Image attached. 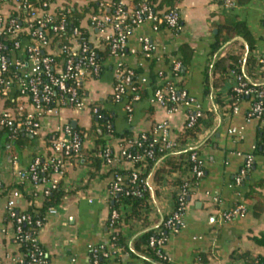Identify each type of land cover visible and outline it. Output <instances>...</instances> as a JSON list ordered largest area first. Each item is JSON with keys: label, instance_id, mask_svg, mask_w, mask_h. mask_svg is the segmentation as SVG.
<instances>
[{"label": "built area", "instance_id": "obj_1", "mask_svg": "<svg viewBox=\"0 0 264 264\" xmlns=\"http://www.w3.org/2000/svg\"><path fill=\"white\" fill-rule=\"evenodd\" d=\"M85 0L83 5L92 10L87 16L86 28L75 27L67 34L68 13L73 6L71 0H0V140L7 147H12L20 136L29 138L46 137L51 155L46 160L35 158L28 168H22L16 155L10 154V164L20 181L30 180L38 183L43 179L40 173L52 172L63 177L67 163L77 156L83 148V140L70 124H64L56 130L44 133L48 121L63 109H76L98 114L102 107L89 95V83L96 81L102 74L103 63L99 59L98 50L108 48L109 55L122 59L114 71V85L110 93V101L124 103L125 109L132 112L135 103L141 100L140 90L149 79L138 74L136 70L123 62L129 54L140 53L151 59L156 47L147 36L139 38L140 48L129 47V32L140 27L144 22L152 23L154 31L168 28L173 31L181 29V12L179 8H171L161 12H153L144 3L137 7L128 0H99L98 10L93 11L91 2ZM78 3H80L78 1ZM80 3V4H81ZM231 6V2H226ZM5 6L7 7L4 10ZM112 10V11H111ZM227 47H222L211 59L213 64L223 56ZM181 62L173 59L167 73L160 71L158 76L162 86L152 93L151 102L163 108L168 114L184 110L183 130L196 126L204 116V106L184 88L177 87L181 75ZM258 71H264V54L258 58ZM231 90L240 98L251 100L247 112V120L258 122L261 132V147L264 153V82L249 77L245 64L241 71L231 72ZM237 107H234V112ZM107 128H110L107 125ZM182 133V132H181ZM229 133L239 135L236 128ZM111 136V134H109ZM240 136V135H239ZM150 142L145 146L144 142ZM189 138L180 143L175 138L168 121L156 123L149 131L121 140L120 151L114 154L109 146L94 152V156L102 159L103 165L111 172L112 179L108 187V201L117 195L141 196L146 189L150 190L152 203V176L161 165L166 155H175L180 150L188 151L190 169L180 188L177 199L173 198V207L163 218L161 224L154 227L156 235L149 240L148 246L155 250L156 264H171L163 247L171 236L181 233L187 227L185 217L189 199L199 187L205 176V159L200 149ZM136 149L132 152L131 149ZM258 144L252 147V153L245 158L244 165L234 180V187H242L245 176L253 167L255 151ZM159 152L162 155H156ZM154 164L145 178H141L148 162ZM126 162L129 175L120 173L118 164ZM131 185L127 189L126 184ZM59 181H54L43 190V198L58 187ZM155 187V186H154ZM156 188V187H155ZM66 191V189L63 187ZM169 189H173L169 187ZM5 191V183L0 168V194ZM67 192V191H66ZM192 192V194H191ZM17 189L10 191L7 198V216L14 225L12 241L21 246L24 241L32 244L29 254L20 252L15 258L16 264H43L44 252L39 249L38 235L25 230L23 224L33 223L32 216L18 210ZM127 209H111L107 220L109 244L87 246V264H112V260L128 253L125 247L117 244L121 234L119 221L128 213ZM247 212V207L241 204L234 209L223 212L226 221H232L236 216ZM57 208L51 207L46 214L55 215ZM123 224V223H122ZM41 227V222L36 221Z\"/></svg>", "mask_w": 264, "mask_h": 264}, {"label": "crops", "instance_id": "obj_2", "mask_svg": "<svg viewBox=\"0 0 264 264\" xmlns=\"http://www.w3.org/2000/svg\"><path fill=\"white\" fill-rule=\"evenodd\" d=\"M71 1L79 8L86 7L81 3L85 0ZM128 2L132 3L133 0ZM230 2L231 6H227L226 3L219 5L212 0H183L178 6L182 20L179 31L168 28L154 31L152 23L146 21L129 32L130 48L139 50V38L142 36L149 37L156 47L151 59L143 57L140 53L129 54L123 59V62L135 70H141L140 75L148 79L150 74L158 76L160 71L167 73L172 60L179 56V47L184 43L189 44L194 49L193 58L186 74L181 76L179 81L183 82V88L190 95L202 103L205 111L212 114V119L205 120L201 131L193 138L205 159V176L191 196L186 209L187 227L181 233L171 236L163 247L171 264H200V254L210 257L204 264H245L243 260L231 258L234 253L241 252H249L253 257L264 256V245L255 240L264 233V211L260 216H255L252 204L244 199V194L249 191L250 186L264 180V154L255 153L254 165L246 184L240 188L233 185L246 156L252 153V147L258 144L260 139L258 122L247 120L246 117L251 100L241 98L231 105L228 90L231 88L232 79L223 87L220 99L213 91L206 96L203 94V71L214 56L209 58L211 44L217 24L225 16L246 22L256 39V49L253 53L256 63L252 74L246 65L245 71L249 77L264 82V76L258 71V58L264 54V0H251L241 6H234L233 2ZM6 9L5 6L4 10ZM87 16L82 20L84 28L87 26ZM121 61L122 59L116 57H107L103 62L100 78L88 85L89 95L114 118L116 132L122 134L130 131L133 137H136L149 131L156 123L168 121L173 135L178 138L183 130L184 110L168 114L163 108L154 105L151 102L153 92L151 93L149 82L144 86L149 91L148 96L135 103L132 112L125 109L124 103L110 101L115 67ZM158 83L162 84L160 78ZM73 121H76L75 128L72 126ZM47 124L48 128L44 133L56 130L64 124H70L73 129L89 131L93 120L88 111L67 108L59 111ZM232 128H236L240 136L230 134L229 129ZM86 136L88 137V134ZM105 137L106 146L117 154L121 140L113 135ZM45 138L41 136L25 141L27 146L19 159L22 168H28L35 158L48 159L51 151ZM94 141L95 135L91 133L83 142V148L92 150L95 147ZM6 153H0V168L5 183V191L0 194V264H16L14 258L21 252L20 247L12 241L14 225L7 216L6 203L10 191L17 189L20 192L17 206L19 211L25 212L30 207L42 205L43 190L55 180L62 181V186L67 192L61 204L56 206L57 213L45 215V224L38 235L39 242L46 250V264H87L89 244H109L107 220L111 205L108 201V187L112 179L109 170L101 166L99 174L91 178L90 172L94 168L72 159L67 163L63 177L48 172L38 183L30 180L20 181L12 170L10 158ZM117 167L125 170L129 168V164L122 162ZM151 184L153 194L148 210L149 225H143L140 220H129L121 225V233L129 249H134L133 241L143 231L159 226L174 205L172 190L166 181L158 190ZM258 191L264 195V186L258 188ZM241 204L247 207L245 214L236 216L232 221L223 218V212ZM112 264L155 262L141 253L128 252L113 259Z\"/></svg>", "mask_w": 264, "mask_h": 264}, {"label": "trees", "instance_id": "obj_3", "mask_svg": "<svg viewBox=\"0 0 264 264\" xmlns=\"http://www.w3.org/2000/svg\"><path fill=\"white\" fill-rule=\"evenodd\" d=\"M112 1L114 3L118 2V0ZM182 1L183 0H133L132 4L133 6L137 7L139 4L144 3L149 6L153 12H161L171 8H178L179 4ZM212 1L218 3L219 5H225L227 1H232L234 6H241L249 3L251 0ZM98 3L99 0L91 2V7L94 8L93 11L95 12H100V10H98ZM91 12L92 10H90V8L88 7L79 8L78 6L73 5L71 7L70 12L68 13V25L66 28L67 34H70L75 27L80 26L81 21ZM224 46L227 47L224 55L219 57L213 64H211L210 61L203 71V94L205 96L210 94L211 91H213L216 93L217 98L220 99L223 87L225 86L227 81L231 79V72L241 71V66L243 63H245L247 70L252 74L253 66L256 63V59L253 56V53L256 49V39L252 35L245 21L240 20L238 18L225 16L223 20L217 24V33H215L214 41L211 44L209 58L215 55ZM178 52L179 56L177 59L181 62V69L179 71V74L181 76H184L193 58L194 49L190 47L189 44L184 43L179 47ZM98 56L101 62L103 63L104 60L110 56L108 48L98 50ZM136 72L138 74L142 73L141 70L138 69H136ZM259 73H261V76H264V71ZM158 79L159 77L157 76V74H150L149 86L151 87V93L156 88L162 86V84L159 85ZM176 85L179 88H183L182 81L177 82ZM148 93L149 91L147 88H141V98H145L146 96H148ZM228 94L230 96V103L233 106L237 103L238 97L232 92L231 88L228 90ZM91 116L93 120L91 130L85 131L83 129L77 128L74 129V131L78 132L81 135L83 142L88 139L91 133H94L95 147L92 150L82 148L80 155L73 159H77L80 162H83L84 164L94 168L90 172V177L92 178L95 175L99 174L100 168L103 165L102 159L95 157L94 152L106 146L107 140L105 136L111 134L119 138L120 140H130L133 138V135L130 131H126L122 134L117 133L113 125L114 118L110 116L109 112L105 109H101L98 114H91ZM211 119L212 114L208 111H205L204 116L199 120L195 127L182 131V133L178 137L180 143H185L189 138H195L197 134L201 131V125L204 123V121ZM107 125H109L110 128H107ZM98 129L101 130V134ZM86 134H88V137L86 136ZM45 140L47 141V138H45ZM149 142L150 137L149 140L144 142L145 146ZM5 144L6 143L4 141L0 140V153L7 152L9 156L10 154L16 155L19 159L22 157V154L27 146V143L25 142V137L23 136H20L19 140H17L12 147H7ZM261 144L262 142L260 132L258 148L255 151L256 154H264ZM47 146L49 147L48 141ZM131 151L136 152L135 147L132 148ZM156 155H162V153L160 154L159 152H156ZM188 155V151L175 153V155H166L161 165L154 171L152 176V183L156 187V190H158V188L162 186L166 181L167 185L173 188V197L175 198V200L177 199V195L180 191V188L190 169ZM153 164L154 163L152 161L148 162L145 172L140 175L141 178H145L148 175ZM251 170L252 168L248 171L247 175L245 176L243 184H246ZM120 173L124 175H129L130 171L121 170ZM45 174L40 173V177H44ZM167 177L169 178L166 180ZM126 186L127 189H131V185H129L128 183L126 184ZM263 186L264 180L257 181L253 186H250L249 191L244 194L245 201L252 204V209L255 216H260L264 211V195H262L258 191V188H262ZM65 194L66 191L63 189L62 181H60L58 187L55 189H51L50 193L44 198L40 207H30L27 211L24 212L29 213L32 216L33 223L23 224V228L25 230H30L33 233L35 232V234H39L45 224V215L47 210L51 207H55L61 204ZM150 197V190L146 189L142 192V195L140 197L121 193L117 195L114 200L110 201L111 209H127L129 207L127 215L119 221V226L122 225L123 222H127L129 220H140L143 225L148 226V210L150 207L148 201ZM36 221L41 222V227L36 226ZM154 235H156V231L154 228H148L143 231L133 241L134 249H129L126 239L124 238L122 233L117 237L116 243L124 246L125 250L131 254H133L134 252H138L152 259L155 262V260H157L155 250L148 246L150 238ZM255 240L257 243L264 245V233L261 235L260 238H256ZM37 247H39V249L44 252L43 264H46V250L40 242L38 243ZM33 249L34 248L32 244L28 241H24V243L20 246V251L25 254L31 253ZM231 258L234 260H243L245 264H264V256L253 257L249 252L234 253ZM198 259L200 264H204L209 261L210 257L207 254H200Z\"/></svg>", "mask_w": 264, "mask_h": 264}, {"label": "water", "instance_id": "obj_4", "mask_svg": "<svg viewBox=\"0 0 264 264\" xmlns=\"http://www.w3.org/2000/svg\"><path fill=\"white\" fill-rule=\"evenodd\" d=\"M217 31L215 30V33H216ZM72 126H73V128H75L76 127V121H73L72 122ZM100 132V134H101V131H99ZM32 138V137H31Z\"/></svg>", "mask_w": 264, "mask_h": 264}]
</instances>
